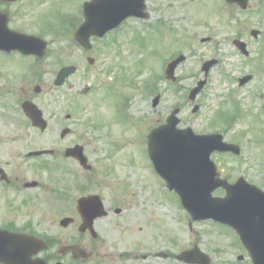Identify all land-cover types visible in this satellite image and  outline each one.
Wrapping results in <instances>:
<instances>
[{
  "label": "rangeland",
  "instance_id": "obj_1",
  "mask_svg": "<svg viewBox=\"0 0 264 264\" xmlns=\"http://www.w3.org/2000/svg\"><path fill=\"white\" fill-rule=\"evenodd\" d=\"M38 2L32 4L27 0L20 8L16 7L10 25L27 34H41L48 41L51 54L42 61L20 60L17 55L0 62V133L9 139L15 137L17 143L15 157L6 144H0V158L8 161L9 168L23 172L27 180L51 185L47 190L59 192L60 188L52 187L54 183L71 186L67 207L55 205L59 218L70 216L75 210L79 195L75 191L76 183L88 179L99 182L98 189L93 183L90 191L102 197L109 213L95 224L98 233L95 245L100 256L89 264H184L173 256L194 246L210 258V264H251L231 229L211 221L193 222L189 227V217L178 197L167 190L151 168L145 138L150 129L163 124L178 107L177 127H189L196 134L218 133L223 141L239 145L236 156L211 155L222 178L233 182L243 177L264 192V114L258 115L264 106V49L261 48L264 14L237 13L233 19L231 8L224 0H146L147 20H126L105 40L93 42L89 53H83L71 35H54L62 21L71 20L68 15H62L78 16L83 0H70L73 4L59 0L55 2L57 6L52 1L42 5ZM56 9L61 15L56 16ZM50 13L55 14L42 24ZM41 24L50 31L41 28ZM169 28L172 35L164 33ZM252 28L261 32L256 40L249 35ZM62 29L67 26L62 24ZM148 33L151 41L144 37ZM236 33H242V39L248 43L247 61L232 44ZM180 53L186 60L176 69V80L171 83L164 78L163 69L168 60ZM87 56L94 58L92 66L87 65ZM212 57L217 64L209 71L197 99L188 102V91L203 79L201 64ZM13 59L19 65L12 64ZM69 64H75L77 72L63 87L54 88L52 82L57 70ZM248 74L252 75L251 80L240 86L238 78ZM36 84L41 86L39 94L33 92ZM86 87L87 91L83 92ZM158 93L159 101L152 107V98ZM24 99L42 109L48 122L45 132H38L29 123H22L27 126L21 127L18 121H13L12 111L17 109L22 115L19 105ZM195 104L199 109L192 113ZM233 104L240 109V117L228 128L213 125L214 114L231 110ZM233 112L234 109L230 114H222L226 126L233 121ZM20 120L26 119L22 115ZM63 128H69L70 133L60 138ZM75 144L83 146L94 168L92 172L81 173L75 161L63 157V150ZM38 149H54L58 154L54 162L59 172L50 183L45 173H35L32 162L24 158L26 152ZM214 195L221 197L223 192L215 191ZM116 208L123 212L115 215ZM47 209L42 208L44 214ZM70 232L59 228L61 238H68ZM134 251L153 255L143 261L134 257ZM161 252L170 256L155 257ZM120 253L129 254V258L123 259ZM239 254H243L242 261L237 260Z\"/></svg>",
  "mask_w": 264,
  "mask_h": 264
},
{
  "label": "water",
  "instance_id": "obj_2",
  "mask_svg": "<svg viewBox=\"0 0 264 264\" xmlns=\"http://www.w3.org/2000/svg\"><path fill=\"white\" fill-rule=\"evenodd\" d=\"M143 9L144 0H92L86 6L85 22L77 30L76 39L88 48L90 35L102 36L127 16L146 18ZM0 29L7 33L3 25ZM8 36L2 37L7 44H11L7 50L20 49L25 53L42 55L44 44L39 40L18 34ZM181 59L176 58L167 66V78H173V71ZM74 71V67L61 69L55 84H62ZM199 88L192 90L190 98ZM22 107L34 125L41 129L45 127L40 111L33 104L26 102ZM177 112V109L174 110L167 123L152 130L148 136V152L157 172L180 196L193 220L212 218L233 227L249 251L253 264H264V193L242 179L233 185L217 179L218 173L210 161V153L231 149L230 146L223 143L219 135H194L190 129L177 130ZM218 187L225 190L224 198L212 197V192ZM85 207L81 203V212ZM179 258L188 263H209L208 258L198 251L184 252ZM0 261L12 264L1 247Z\"/></svg>",
  "mask_w": 264,
  "mask_h": 264
},
{
  "label": "flooded vegetation",
  "instance_id": "obj_3",
  "mask_svg": "<svg viewBox=\"0 0 264 264\" xmlns=\"http://www.w3.org/2000/svg\"><path fill=\"white\" fill-rule=\"evenodd\" d=\"M6 7V3L0 2L1 12H5ZM234 10L246 16L262 15L264 14V0H247L246 9L243 10L237 4L231 5L232 13H234ZM252 30L255 29H251V33H253ZM257 32L255 36L261 35L260 31ZM238 37L242 38V33H239ZM235 38L236 36L233 39ZM232 44L236 48L234 40ZM35 163L40 164L41 161L35 159ZM56 167L58 173L57 164ZM93 169L81 168L82 171L80 172L90 173ZM35 170L39 171L37 166ZM104 174L107 175L109 173L104 172ZM67 175L65 174V176ZM93 183L98 189L100 186L99 182L95 180L92 182L91 179H88L84 182V189L79 191L78 196L96 195L91 194L93 192L90 191ZM59 186L55 183L54 188H59ZM117 186L118 184H116ZM63 188L67 190L69 185L63 184ZM99 197L102 200V197ZM60 202H63V200H61L60 194L56 189L47 191V186L37 180L28 181L23 172L9 168L5 161L0 158V230L20 234L19 237H11L7 242V252L16 255V262H25L31 258V260H42L45 264H57L60 262L63 264H89L90 262H95L98 258L97 256H100L95 245L98 240L95 224L101 221L102 218L108 217L109 211L105 208V216L96 217L100 213L96 202L94 200L87 202L86 209L88 214L85 217V221H89L92 218V231L94 234L88 229H83L85 231L81 232L82 218L75 210L74 212L72 211L70 216L59 218L55 205H59ZM43 207H48L45 214L42 210ZM122 212L123 210L119 208L114 209L115 215H119ZM64 218L69 220V224L66 227H63L60 223ZM59 228L63 231L71 230L69 237L61 238ZM28 237H31V239L29 240ZM71 246H78L83 249L82 255H80L83 260H78L77 258L79 257L73 255L70 250ZM119 255L122 257V253ZM0 264L3 263L0 262Z\"/></svg>",
  "mask_w": 264,
  "mask_h": 264
},
{
  "label": "bare ground",
  "instance_id": "obj_4",
  "mask_svg": "<svg viewBox=\"0 0 264 264\" xmlns=\"http://www.w3.org/2000/svg\"><path fill=\"white\" fill-rule=\"evenodd\" d=\"M163 211H165V210H163Z\"/></svg>",
  "mask_w": 264,
  "mask_h": 264
}]
</instances>
